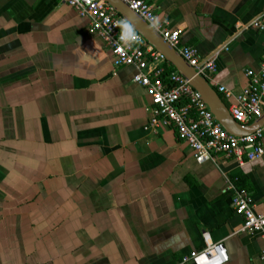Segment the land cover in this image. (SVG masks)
Instances as JSON below:
<instances>
[{
    "label": "crops",
    "instance_id": "1",
    "mask_svg": "<svg viewBox=\"0 0 264 264\" xmlns=\"http://www.w3.org/2000/svg\"><path fill=\"white\" fill-rule=\"evenodd\" d=\"M146 1L181 45L217 53L214 90L236 96L259 70L264 0ZM134 74L58 0H0V264H178L206 242L262 264L230 187L264 214V158L197 164L172 128H148Z\"/></svg>",
    "mask_w": 264,
    "mask_h": 264
},
{
    "label": "built area",
    "instance_id": "2",
    "mask_svg": "<svg viewBox=\"0 0 264 264\" xmlns=\"http://www.w3.org/2000/svg\"><path fill=\"white\" fill-rule=\"evenodd\" d=\"M73 9L88 22V33L96 35L112 56L114 69L133 68L132 82L145 89L152 104L149 129L172 128L179 141L193 153L197 164L216 157L234 159L238 165L264 158V126L251 135L237 138L216 122L197 93L180 74L167 71V63L138 33H136L103 0H58ZM135 15L173 48L196 74L208 83L216 73L214 52L199 57L196 50L181 45L178 31L171 30L165 20H158L153 7L146 0H121ZM263 29L260 18L249 24ZM241 29L238 26L237 32ZM247 86L233 95L223 86L214 84L221 100L230 101L227 111L242 127L249 126L264 113V58L258 71L245 72ZM232 101V102H231ZM234 213L243 223L241 232L260 236L264 242V214L255 210L251 196L244 190L230 187ZM259 260L264 264V248ZM227 254L222 243L206 242L205 247L184 256L178 264H226Z\"/></svg>",
    "mask_w": 264,
    "mask_h": 264
},
{
    "label": "water",
    "instance_id": "3",
    "mask_svg": "<svg viewBox=\"0 0 264 264\" xmlns=\"http://www.w3.org/2000/svg\"><path fill=\"white\" fill-rule=\"evenodd\" d=\"M113 11L120 16L136 33L161 56L175 71L189 81L190 86L201 96L216 122L228 134L242 138L253 134L264 126V113L258 120L249 126L242 127L236 123L227 111V107L220 96L183 61L177 52L171 48L162 38L153 31L143 20L133 13L121 0H103Z\"/></svg>",
    "mask_w": 264,
    "mask_h": 264
},
{
    "label": "trees",
    "instance_id": "4",
    "mask_svg": "<svg viewBox=\"0 0 264 264\" xmlns=\"http://www.w3.org/2000/svg\"><path fill=\"white\" fill-rule=\"evenodd\" d=\"M169 71H171V69L169 68V69H167V71L166 72H169Z\"/></svg>",
    "mask_w": 264,
    "mask_h": 264
}]
</instances>
